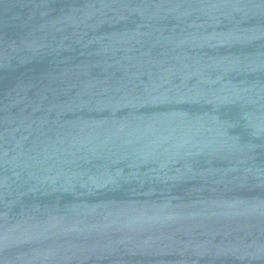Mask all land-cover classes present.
Segmentation results:
<instances>
[{
    "label": "water",
    "instance_id": "obj_1",
    "mask_svg": "<svg viewBox=\"0 0 264 264\" xmlns=\"http://www.w3.org/2000/svg\"><path fill=\"white\" fill-rule=\"evenodd\" d=\"M0 264H264V0H0Z\"/></svg>",
    "mask_w": 264,
    "mask_h": 264
}]
</instances>
